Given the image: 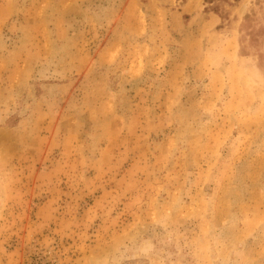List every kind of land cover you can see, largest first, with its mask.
I'll list each match as a JSON object with an SVG mask.
<instances>
[{"label": "rangeland", "instance_id": "374dc122", "mask_svg": "<svg viewBox=\"0 0 264 264\" xmlns=\"http://www.w3.org/2000/svg\"><path fill=\"white\" fill-rule=\"evenodd\" d=\"M0 264H264V0H0Z\"/></svg>", "mask_w": 264, "mask_h": 264}]
</instances>
